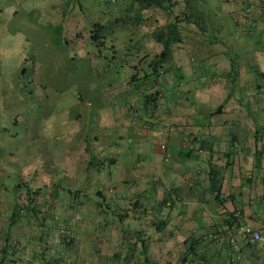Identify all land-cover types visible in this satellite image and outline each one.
I'll list each match as a JSON object with an SVG mask.
<instances>
[{
  "label": "crops",
  "instance_id": "1",
  "mask_svg": "<svg viewBox=\"0 0 264 264\" xmlns=\"http://www.w3.org/2000/svg\"><path fill=\"white\" fill-rule=\"evenodd\" d=\"M212 1L217 12L196 10L204 23L225 12L237 27L241 25L239 13L248 0ZM143 16L150 22V15ZM151 18L160 26L173 15L157 8ZM262 32L264 15L256 13L239 33L264 38ZM139 33L144 42L138 63H126L136 72L92 76L87 89L94 110L81 109L76 116L79 131L64 148L53 150L64 173L71 172L67 177L75 184L71 191L85 195L79 207L65 210L64 193H57L56 225L43 223L48 211L38 214L41 223L28 215L8 225L13 197L0 191V264H150L145 257L155 264H264V242L251 244L238 238L231 244L225 237H211L232 213H240L264 233V45L225 44L227 49H221L205 35L194 39L185 33L180 46L174 44L170 66L150 75L151 57L161 44L151 34ZM78 55L91 63L96 52L83 49ZM17 74L19 83L12 81ZM32 74L25 65L10 72L0 64V106L20 96L17 90H9ZM159 87L163 96L154 100L150 94ZM3 121L0 114V146L5 148L0 149V184L9 181L13 170L9 163H18L26 173L21 183L33 180L26 184L50 187L54 176L36 167L33 158L38 161V155L16 156L18 151L26 154L45 144L25 128L29 148L20 150L14 138L22 135L10 134ZM88 121L93 126L86 131ZM159 131L166 132L165 149L160 147ZM59 174L58 178H66ZM87 186L91 188L86 190ZM47 188L43 192L50 191ZM87 197L96 204L85 209ZM100 198L106 208L99 206ZM119 214L124 215L122 221ZM66 217L71 218L67 227ZM163 219L166 224L160 225ZM6 232L9 240L4 239ZM65 234L75 240L67 244ZM189 248L194 249L192 255L186 253ZM237 256L240 259L230 261Z\"/></svg>",
  "mask_w": 264,
  "mask_h": 264
},
{
  "label": "rangeland",
  "instance_id": "2",
  "mask_svg": "<svg viewBox=\"0 0 264 264\" xmlns=\"http://www.w3.org/2000/svg\"><path fill=\"white\" fill-rule=\"evenodd\" d=\"M212 2L195 0L193 5L198 12L209 8L211 9L209 12L213 10L217 12ZM131 3L132 0H0L1 68L11 72L13 67L19 69V66L25 65L34 71V74L28 75L17 89L9 90L11 92L17 90L21 95L15 99L9 98L12 103L8 104L7 100L6 104L2 103L0 106V114L4 117L2 124L5 123L10 134L18 132L22 135L21 138H14V143L20 150L29 148L24 139L25 128L34 132L37 141L42 140L45 145H33L37 149L26 154L18 151L16 156L25 158L28 155H38V161L33 158L36 167L45 168L54 176L50 188L55 195L64 193L65 204L72 200L78 207L79 199L85 195H78L75 190H72L73 195H69L70 190L75 188L73 180L67 178L71 172L64 173L62 164L57 162L58 153L53 150H57V146L64 148V143L71 135L79 131L76 116L81 109H88L90 112L94 110V101L87 89L92 78L100 72L114 76L119 73L132 75L136 72L133 68L127 67L126 63H129V66L135 64L134 61L138 63L140 45L144 42L139 32L150 35L151 30L155 28L153 22L139 26L140 31L139 28L131 27L126 15L129 13L127 8ZM145 14L149 15L151 12L146 11ZM166 22L167 19L165 21L164 18L163 24ZM94 23L107 25L103 33L107 38L104 46H97L91 40ZM243 26L238 24V28L232 16L225 12L207 20L206 23L200 19V23L191 21L185 24L189 29L187 33L192 34L191 37L197 39L195 36L205 35L208 42L219 44L221 49H227L225 44L228 46L232 44L236 48L264 45V38L240 34ZM77 34L81 37H77ZM262 34L264 35V32ZM127 36H131L132 40L126 39ZM117 37L125 39L120 40ZM224 38L229 39V42L223 40ZM91 44H94V47L89 46ZM83 49L96 52V57H91V63L79 58L78 54ZM16 76L17 78L12 81L19 83L18 74ZM17 118L18 124L15 122ZM82 126L84 127V123ZM92 126L88 121L86 131ZM2 147L0 146V149L3 152L5 148ZM38 150H40L38 153L35 152ZM3 165L7 166V163L3 162L1 166ZM9 166H12L13 170L6 183L17 184L21 181L20 178H23L22 174H26L25 170L18 163H9ZM3 171L9 173L6 168ZM58 173L60 177L66 178H58ZM26 181L23 179V184H30L33 180ZM89 188L91 187L87 186L86 190ZM99 200L108 205L101 198ZM84 203L85 209L96 204L93 198L88 197L84 199ZM100 207L104 208L101 204ZM108 217L110 218L105 216L104 219ZM103 223V220L100 221L101 226Z\"/></svg>",
  "mask_w": 264,
  "mask_h": 264
},
{
  "label": "trees",
  "instance_id": "3",
  "mask_svg": "<svg viewBox=\"0 0 264 264\" xmlns=\"http://www.w3.org/2000/svg\"><path fill=\"white\" fill-rule=\"evenodd\" d=\"M157 8H159L167 16L173 15V19L160 26H155V29L151 32L152 37L161 44V50L151 57L149 64L150 75H159L165 66H170L171 60L173 58L174 44L180 41L182 39V34L187 33L189 30L187 27H185L186 22L188 23L194 21L195 23H200V16L196 12V9L191 6V0H132V3L127 8L129 13L126 14L128 20L131 22V27L138 29L139 26L141 27V25L148 23L146 21L148 19L143 16L145 14L144 11L151 12V14H149V20L150 23L154 22V20L151 21V15L152 12H154ZM177 8L178 10L176 12L175 10ZM106 28L107 25L105 24L96 23L94 25V30L91 31V40L97 46H104L105 40L107 38L105 35H103V33ZM185 30L187 31L185 32ZM138 31H140V28ZM160 93L162 97L163 90L161 87L151 92L150 96L154 97V100H156L157 98H161L159 96ZM45 187L50 188L49 186H39L34 188L27 184H23V182L21 183V181L17 184H14L12 188H10L6 183L0 184V191H6V197L9 195L13 197L11 216L6 219L7 224L11 225L17 223L18 221L22 222V219H25L28 215H33V218H35L37 222L41 223L38 214L48 211V214L41 218L43 223L46 221V224L49 226L56 225L57 216L55 209L58 202L56 196H54V193L52 192V189H50V191L47 190V192H43ZM41 193H43V195ZM69 195H72L71 190ZM69 202L70 203L65 204V200V210L71 211L79 207H77V204H73L71 200ZM103 203L104 202L100 201L99 206L101 204L105 207ZM59 206L62 208V205L59 204ZM234 214L235 213L230 214L224 223H228V221L233 218ZM118 217L121 221L124 219V215L122 214H119ZM70 219V217H66L64 219L63 223L66 225V227L70 225ZM163 224H166V220L164 219L161 220L160 225ZM4 239H10V234L8 232L4 234ZM63 240L67 244H71L75 240V237L65 234ZM193 252V248L186 250L187 255H190ZM144 260L146 263L155 264V262H150L146 257ZM180 264L193 263H185L183 261Z\"/></svg>",
  "mask_w": 264,
  "mask_h": 264
},
{
  "label": "built area",
  "instance_id": "4",
  "mask_svg": "<svg viewBox=\"0 0 264 264\" xmlns=\"http://www.w3.org/2000/svg\"><path fill=\"white\" fill-rule=\"evenodd\" d=\"M256 13L264 15V0H248L239 13L240 24L243 26ZM159 96L161 97V93ZM158 138L160 140V147L165 149L166 132L159 131ZM185 141H189V138L186 137ZM211 237H225L231 244H235L238 238H243L251 244L264 242L263 231L248 224L240 213H235L228 223L218 225L211 234ZM237 259H240V256L232 257L230 261L234 262Z\"/></svg>",
  "mask_w": 264,
  "mask_h": 264
}]
</instances>
